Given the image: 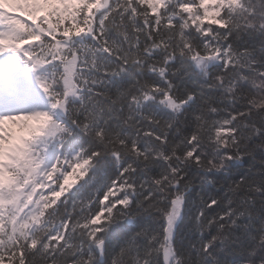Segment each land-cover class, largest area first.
Masks as SVG:
<instances>
[{
	"label": "snow or ice",
	"instance_id": "1",
	"mask_svg": "<svg viewBox=\"0 0 264 264\" xmlns=\"http://www.w3.org/2000/svg\"><path fill=\"white\" fill-rule=\"evenodd\" d=\"M258 157L264 0H0V264H264Z\"/></svg>",
	"mask_w": 264,
	"mask_h": 264
},
{
	"label": "trees",
	"instance_id": "2",
	"mask_svg": "<svg viewBox=\"0 0 264 264\" xmlns=\"http://www.w3.org/2000/svg\"><path fill=\"white\" fill-rule=\"evenodd\" d=\"M258 158H261V159H264V157H258ZM247 165V161H245V166ZM245 169L242 168L241 171L243 172ZM218 176H223L224 174H217ZM236 179H238L239 177H234ZM71 179V178H70ZM222 190V189H220ZM196 191H201L202 194H205L206 192H210L211 194L213 195H218L219 194V191L217 188H213L211 185H208L206 187V189H199V188H193L192 192H190L188 194V196L186 197V199L188 200V202L190 203L191 200L194 198L195 196V193ZM186 232V229L184 230ZM197 238V234L195 233H192L190 235H186L184 236V239H185V242H188V241H194L195 239Z\"/></svg>",
	"mask_w": 264,
	"mask_h": 264
},
{
	"label": "rangeland",
	"instance_id": "3",
	"mask_svg": "<svg viewBox=\"0 0 264 264\" xmlns=\"http://www.w3.org/2000/svg\"><path fill=\"white\" fill-rule=\"evenodd\" d=\"M18 124H17V126L15 127V128H12V132H13V134L14 135H19V134H22V130H21V124L23 123V122H17ZM28 123H35V122H33V121H29ZM12 124V122H6V127L8 126V125H11Z\"/></svg>",
	"mask_w": 264,
	"mask_h": 264
},
{
	"label": "bare ground",
	"instance_id": "4",
	"mask_svg": "<svg viewBox=\"0 0 264 264\" xmlns=\"http://www.w3.org/2000/svg\"><path fill=\"white\" fill-rule=\"evenodd\" d=\"M18 123H12L11 125H8L7 128H9L10 130H12V128H15L17 126Z\"/></svg>",
	"mask_w": 264,
	"mask_h": 264
}]
</instances>
